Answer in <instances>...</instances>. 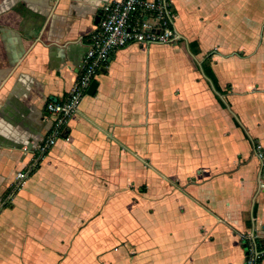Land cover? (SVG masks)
I'll return each instance as SVG.
<instances>
[{
  "label": "crops",
  "instance_id": "1",
  "mask_svg": "<svg viewBox=\"0 0 264 264\" xmlns=\"http://www.w3.org/2000/svg\"><path fill=\"white\" fill-rule=\"evenodd\" d=\"M109 1L0 0V198L50 127L47 102L73 88ZM171 1L177 43L117 51L70 120L69 136L0 211V264H245L242 236L252 230L264 239V136L262 158L225 155L226 148L211 159L171 161L154 83L184 67L185 82L172 93L191 100L193 112L217 111L206 83L176 59L163 65L161 55L171 60L167 46H186L201 62L212 54L220 83L234 75L235 60L251 59L235 53L256 46L253 58L264 61V20L242 49L232 44L233 0ZM228 129L220 127L213 142L197 137L196 154L233 140Z\"/></svg>",
  "mask_w": 264,
  "mask_h": 264
},
{
  "label": "rangeland",
  "instance_id": "2",
  "mask_svg": "<svg viewBox=\"0 0 264 264\" xmlns=\"http://www.w3.org/2000/svg\"><path fill=\"white\" fill-rule=\"evenodd\" d=\"M233 5L235 32L232 44L234 46L243 45L241 48L246 49L244 46L254 41L253 34L255 25L261 26V22L264 20V0H233ZM247 8L250 11V18L248 20L243 19L241 12L242 9L245 12ZM238 31L239 33H244V38L237 36ZM258 38L259 40L262 39L261 31L259 32ZM167 47L171 60L169 61L166 54L161 55L159 60L163 61V65H168L172 62V59H176L188 65L189 69L193 73L195 72V76L193 75V77L196 79L192 80L206 83L203 92H209L213 103L218 108L216 111L214 108L208 106L205 110L193 112V107L189 103L191 100L187 99V101H185L181 99L182 97H177L175 93H172L173 86L181 85L185 82L184 72L179 73V71H183L184 67H180L179 71H177L175 68L176 66H172L173 69H171L170 72L166 71L159 76L155 75V89L159 97L157 104L160 105L158 107L160 110L156 118L160 121L161 125L163 123L165 130L168 131L166 132L165 139L168 143L166 146L168 147L167 152L170 160L181 163L190 157V155H193L194 158L199 160L205 158L211 159L220 156L222 150L225 153L226 148L229 151L226 152L225 155L232 156L233 154V157L239 156L241 158L244 156L243 152L245 156L249 154V152L251 154H258L257 149L260 147L258 141L260 138H258V135H260V137L261 135L264 136V61L259 62V56L257 55L253 58V55L256 53V46L252 49L249 48L247 51L242 50L241 52L235 53L240 57L242 56L244 59L248 57L251 59L241 61L240 58L235 60L234 62H239L233 66L234 75L232 72L233 76L228 79L221 76L219 85L223 89V92L216 90L213 81L211 78L207 77L204 72L202 67L203 62L193 55L188 47ZM153 56L154 58L157 57V55L152 53V57ZM213 62L212 56L210 61L212 69ZM200 70H202V72H200ZM214 74L216 75L215 72ZM217 97L222 100L224 107ZM231 126H233V128H231ZM220 127L232 129L231 134L233 140L231 138L228 140L225 138L227 142L226 145L219 146L218 144H213L212 148H203L200 154L197 155V151H195L197 147L195 148L194 144L198 143L199 145L201 142L196 141V138L201 137V140H208L206 137L204 138V136L209 135L213 139L210 140V142H213L221 133ZM203 128H206L207 131H201ZM229 129L227 133L230 132ZM161 130L159 135H156L160 140L163 138ZM201 132H203V134ZM181 133H185L183 137L186 142L179 145L177 144V140ZM246 141H250L251 148L245 147L247 146ZM241 142H243L244 145L241 144ZM255 143L258 145L256 149L253 147ZM237 148H242L243 151L237 150ZM259 149L262 150L261 148ZM213 151L214 154L212 153Z\"/></svg>",
  "mask_w": 264,
  "mask_h": 264
},
{
  "label": "built area",
  "instance_id": "3",
  "mask_svg": "<svg viewBox=\"0 0 264 264\" xmlns=\"http://www.w3.org/2000/svg\"><path fill=\"white\" fill-rule=\"evenodd\" d=\"M176 18L171 0H112L103 5L99 21L89 34L88 48L73 88L65 96L47 102L50 127L44 138L30 150L32 160L29 166L17 171L11 192L0 198V211L10 205L14 194L39 168L58 141L69 136L65 137L64 133L69 129L70 120L78 113L91 84L108 69L117 51L131 44L177 43ZM259 148L258 156L262 158ZM242 239L246 244L245 264H262L264 248L258 247L255 231L250 230Z\"/></svg>",
  "mask_w": 264,
  "mask_h": 264
},
{
  "label": "trees",
  "instance_id": "4",
  "mask_svg": "<svg viewBox=\"0 0 264 264\" xmlns=\"http://www.w3.org/2000/svg\"><path fill=\"white\" fill-rule=\"evenodd\" d=\"M211 58H212V54H209L205 57L204 61H203V69H204V72L205 74L207 75V77L211 78V80L213 81V84L216 88L217 91L219 92H223V89L221 88V86L219 85V82H218V79L216 77V75L214 74L213 72V69L210 65V61H211ZM218 98V97H217ZM219 102L221 103V105L224 107V103L222 102V100L220 98H218ZM254 147L257 148L258 145L255 143L254 144ZM12 190V188H10L5 195H7L8 193H10ZM4 195V196H5ZM246 244H244L245 246ZM257 245L258 247H263L264 248V239L262 240H257Z\"/></svg>",
  "mask_w": 264,
  "mask_h": 264
},
{
  "label": "water",
  "instance_id": "5",
  "mask_svg": "<svg viewBox=\"0 0 264 264\" xmlns=\"http://www.w3.org/2000/svg\"><path fill=\"white\" fill-rule=\"evenodd\" d=\"M104 72H105V71H104ZM97 87H98V82H97V81H94V82L91 84L88 93H89L90 95H93V94L96 92ZM69 132H70V130L67 129V130L65 131V133H64V136L67 137L68 134H69Z\"/></svg>",
  "mask_w": 264,
  "mask_h": 264
}]
</instances>
